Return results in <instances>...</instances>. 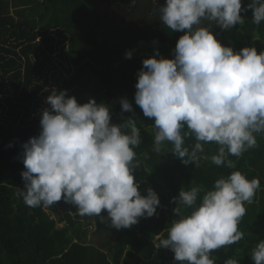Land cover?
I'll list each match as a JSON object with an SVG mask.
<instances>
[{
    "label": "clouds",
    "instance_id": "9594fccd",
    "mask_svg": "<svg viewBox=\"0 0 264 264\" xmlns=\"http://www.w3.org/2000/svg\"><path fill=\"white\" fill-rule=\"evenodd\" d=\"M249 10L254 24L264 22V0H250L246 6L243 0H165L159 7L160 21L183 35L173 59H145L138 72L134 99L143 115L154 119L153 151L159 153L170 143L183 164L199 166L201 159H209L203 155L204 145L214 143L217 153L211 162L234 169L230 157L239 159L257 147V135L264 134V51L245 47L236 52L222 46L202 23L214 21L228 31L242 25V14ZM125 55L130 59L132 52ZM46 103L50 110L42 113L39 135L22 145L26 170L21 173L24 188L17 195L24 203L50 207L64 200L75 205L79 215L101 221L106 211L110 227L117 230L154 216L158 194L149 188L142 196L135 182L134 172L141 167L135 149L142 144L137 120L113 124L110 106L94 99L81 105L66 91H53ZM120 103L122 112L135 115L127 99ZM188 136L196 140L191 151L185 146ZM260 188L258 178L249 180L239 170L217 179L207 191L182 188L173 198L178 219L158 248L171 250L178 264H216L214 251L244 238L239 224L245 205L253 203ZM251 258L254 264H264V240Z\"/></svg>",
    "mask_w": 264,
    "mask_h": 264
},
{
    "label": "trees",
    "instance_id": "16d2710c",
    "mask_svg": "<svg viewBox=\"0 0 264 264\" xmlns=\"http://www.w3.org/2000/svg\"><path fill=\"white\" fill-rule=\"evenodd\" d=\"M99 1L114 7L124 3L133 25L109 27L111 19L101 14ZM248 3L243 0L244 6ZM164 4L165 0H135L134 5L130 0H0V264H178L171 250L158 248L178 219L173 198L182 188L210 190L217 179L236 170L249 180L258 178L261 188L253 203L245 205L246 215L239 224L244 238L214 251L213 256L216 264L228 259L254 264L252 251L264 240V134L257 135L256 148L239 159L230 157L234 169L211 162L217 153L214 143L204 145L203 155L209 159H201L199 166L185 165L172 153L170 143L159 153L152 150L154 119L145 117L135 104L143 60L173 59L183 35L160 21L158 9ZM242 15L245 22L228 31L214 21L202 23L211 27L222 46L236 52L255 47L259 54L264 51V22L254 24L251 10ZM129 51L130 59L125 55ZM60 59L69 64L68 74L51 87ZM53 91H66L81 105L94 99L110 106L113 124L137 120L142 144L135 149L141 162L134 172L135 182L142 196L149 188L158 194L160 204L154 216L117 230L110 227L104 211L103 221L92 216L98 241H88L90 232L72 214L53 219L46 207H29L17 195L24 188L21 173L26 170L22 145L39 135L42 113L50 110L45 97ZM121 99L131 103L135 115L122 112ZM195 143L194 136L185 138L190 151Z\"/></svg>",
    "mask_w": 264,
    "mask_h": 264
},
{
    "label": "rangeland",
    "instance_id": "374dc122",
    "mask_svg": "<svg viewBox=\"0 0 264 264\" xmlns=\"http://www.w3.org/2000/svg\"><path fill=\"white\" fill-rule=\"evenodd\" d=\"M99 10L101 11V14L107 15L111 19V23L108 24L109 27H124V26H132L133 24L130 23L131 20H129L125 15V10L127 8H124V3H121L118 5V7H114L112 4L109 3H100L99 1ZM13 11V10H12ZM209 23L211 21H204L203 23ZM69 68V64L63 60L60 59L59 62V70H57L54 74H52L51 77V87H57L60 82V78L63 76H66L68 74L67 70ZM45 97V101H46ZM46 211H48L53 219L59 220L60 218H63L65 214L69 213L72 214V216L77 219L82 224V229H86L89 233V240L92 241H98L96 237H94V226L92 221V216H81L77 212V208L75 205L71 203H67L64 200H61L60 202L55 203L53 206L46 207ZM63 226V224H60V227Z\"/></svg>",
    "mask_w": 264,
    "mask_h": 264
}]
</instances>
